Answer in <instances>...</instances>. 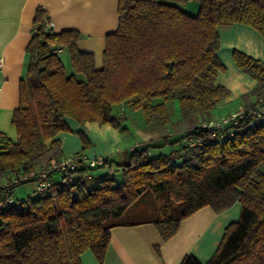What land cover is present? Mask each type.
<instances>
[{
  "label": "trees",
  "instance_id": "obj_1",
  "mask_svg": "<svg viewBox=\"0 0 264 264\" xmlns=\"http://www.w3.org/2000/svg\"><path fill=\"white\" fill-rule=\"evenodd\" d=\"M188 2L197 4L195 14L184 9ZM45 21L39 8L11 119L17 141L0 135V177L55 163L62 155L54 137L70 130L65 118L118 127L120 110L113 111L126 103L142 111L146 124L165 125L174 99L189 125L195 114L209 118L229 93L216 83L225 70L216 54L220 27L242 23L264 34V0H119L118 27L106 35L100 68L92 53L76 48V30L45 33ZM52 43L66 47L70 74L50 52ZM233 60L261 91L264 61L237 49ZM206 133L195 122L179 139L165 136L163 145L179 142L181 153L152 156L148 146L133 148L94 188L82 187L86 179L63 185L53 177L45 195L10 203L0 197V264H80L86 249L102 262L114 226L153 223L168 240L200 208L218 212L236 201L239 218L226 226L212 257L202 263L188 253L180 264H264V123L223 142L182 143L184 136Z\"/></svg>",
  "mask_w": 264,
  "mask_h": 264
},
{
  "label": "crops",
  "instance_id": "obj_2",
  "mask_svg": "<svg viewBox=\"0 0 264 264\" xmlns=\"http://www.w3.org/2000/svg\"><path fill=\"white\" fill-rule=\"evenodd\" d=\"M118 3L119 0H0V135L17 141L11 119L19 103V83L27 69L29 55L26 47L35 31L37 10L42 8L44 19L53 22V33L76 30L80 34L76 48L92 53L94 66L100 68L106 35L118 27ZM183 7L192 14L197 12L195 2H188ZM60 47L62 51L59 57L61 53L68 54L66 47ZM236 49L264 61V34L242 23L220 27L216 54L225 70L218 73L216 83L226 87L229 93L210 111L213 116L209 113V118L229 113L240 104L250 102L260 92L255 91L257 81L242 72L234 62L233 51ZM66 61L69 67L65 68L71 73L73 69L69 54ZM126 106L118 105L113 114L118 113L121 107L125 111ZM200 117L195 114L192 123L198 122ZM65 121L70 130L54 137L60 141L61 155L75 152L104 155L109 158L110 163L106 166L112 171L114 160L121 162L133 148L147 145L146 140L136 139L127 148L118 146L124 135L109 123L90 121L80 124L72 118H65ZM192 123L184 128L181 135ZM167 125H163L164 131L153 138V144H163L165 136L171 140L173 131H169ZM80 133L86 138L85 147ZM165 149H155L153 152H163ZM22 185L12 189L15 199H22L25 193L28 196L35 188V183L30 190H25ZM240 211L238 201L218 212L211 206L202 207L182 219L178 230L168 240L162 239L153 223L114 226L110 230L103 261L99 262L93 252L86 249L79 255L80 264H180L188 253L205 263L215 253L226 226L238 220Z\"/></svg>",
  "mask_w": 264,
  "mask_h": 264
},
{
  "label": "built area",
  "instance_id": "obj_3",
  "mask_svg": "<svg viewBox=\"0 0 264 264\" xmlns=\"http://www.w3.org/2000/svg\"><path fill=\"white\" fill-rule=\"evenodd\" d=\"M53 22L47 20L42 31L51 33ZM51 53L59 54L62 48L54 43L49 45ZM2 60L0 59V66ZM124 119L123 108L118 114ZM264 123V88L248 103L240 104L229 113L218 118H207L198 121V127L204 129L206 135L184 136L182 143L186 147L203 146L206 143L223 142L238 132L254 128ZM108 157L89 155L86 152H75L62 155L58 160L46 167H32L26 171H7L0 177V197L5 203L15 200L12 189L16 186L33 182L35 188L30 194H47L52 188L53 177H57L63 185H71L82 179H90L92 171L102 166Z\"/></svg>",
  "mask_w": 264,
  "mask_h": 264
},
{
  "label": "rangeland",
  "instance_id": "obj_4",
  "mask_svg": "<svg viewBox=\"0 0 264 264\" xmlns=\"http://www.w3.org/2000/svg\"><path fill=\"white\" fill-rule=\"evenodd\" d=\"M60 57L63 60V63H65V67L66 68L69 67L66 61V59L68 58V54L66 52L61 53ZM66 72L67 74H70V72L68 73V69L66 70ZM123 105L126 106L127 104L123 103ZM167 106H168L169 116H170V120L168 122L167 128L169 129V131H173L172 132L173 135H171V141H174L180 138L181 133L184 130V128H186L189 125V121L181 115L180 105L177 99H174L168 102ZM210 114H211L210 116H213L212 112H210ZM124 115H125V118L119 121L118 127L112 126L113 128L118 129L124 135L123 141L118 143L119 144L118 146H121L122 148H127L129 146L128 144H132L131 142H134V140L142 139V140H146L145 142L147 143V145H144V146H148L150 153H152V156H158L160 154H166L168 152L170 153L172 150H176L178 151V153L182 152L179 142H174L173 144H167V145L161 144L159 146L152 143L153 138L158 136L164 131V126L161 122H154L151 124H146L144 121L142 111L140 109H134L129 105L125 107ZM165 147L166 149L163 152H158V153L153 152V150L155 149H162ZM189 154H191V152H189ZM126 158H127V155H126ZM125 159H123L121 162H123ZM117 163H120V162L116 160L113 161V168H114L113 171L117 169V166H116ZM109 170L110 169L108 166L96 168L93 171L92 177L90 179H86L84 183L82 184V187L84 189H90V188L99 186L102 175L108 172ZM115 174H116L117 179L123 178L121 172L117 171L115 172ZM33 186L34 185L32 182L22 185V187L25 190H30L31 188H33ZM26 197H27V193H25L23 198H26ZM128 215L129 217L133 216L132 214H128Z\"/></svg>",
  "mask_w": 264,
  "mask_h": 264
}]
</instances>
